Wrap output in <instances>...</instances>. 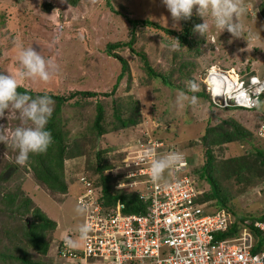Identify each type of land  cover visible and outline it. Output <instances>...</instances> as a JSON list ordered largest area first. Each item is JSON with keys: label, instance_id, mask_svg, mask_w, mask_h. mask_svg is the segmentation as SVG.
I'll return each instance as SVG.
<instances>
[{"label": "rangeland", "instance_id": "rangeland-1", "mask_svg": "<svg viewBox=\"0 0 264 264\" xmlns=\"http://www.w3.org/2000/svg\"><path fill=\"white\" fill-rule=\"evenodd\" d=\"M109 1L82 0L79 5L71 6L65 0H0V71L16 78L18 85L35 91L46 90L65 95L75 90L111 91L121 71V65L117 59L107 54V44L131 39L130 22L113 9L132 18H148L175 30L176 34H168L154 27L139 26L134 51L125 45L113 50L130 62L129 70L116 93L112 96L81 100L80 104H66V126L74 136L85 131V128L94 122L97 115L96 104L99 101L104 105V124L109 132L102 135L98 143L107 150L104 155L113 165V168L106 170L113 173L112 182L115 179L116 182L122 180V176L117 175V172L124 171L131 151L140 145L138 141L149 132L153 139L162 135L171 147L180 152L183 158L188 159L198 188L202 192L206 189L211 191L210 183L198 176L199 169L206 161V145L202 142V136L209 126H217L219 129L224 126L231 128V125L226 123L230 120L242 124L233 115L244 114L245 110L222 109L212 102L210 105L206 76L214 66L217 69L233 67L238 72L252 69L260 75L264 74V17L261 14L264 0H242L247 9V14L241 18L242 23L246 31L252 34L248 43L243 37H231L226 30L220 33L219 29L214 27H210L205 37L194 32L193 26L203 22V18L196 14L195 8L188 19L191 31L187 36L188 42H185L179 37V34L185 36L183 20L179 21V30L173 28L170 13L160 0ZM43 3H50L53 8L45 10L47 8ZM209 23L211 25L210 20ZM173 44L177 45L175 49L171 47ZM19 45H32L35 50L40 51L46 61H53L58 66V71L46 82L31 78L21 79L19 73L22 68L17 59ZM139 53L147 56L156 72L167 75L172 85L165 83L160 77L151 75ZM190 80L198 84V90L194 93L198 97L197 103H177L179 91H187L186 86ZM200 91L205 92L207 96H198ZM261 102L259 111H264V94ZM136 108L142 113V119L136 125L123 127L117 114L121 117H131ZM252 112L248 115L256 117L255 111ZM18 126L27 125L19 112L10 107L0 116V136L6 141L0 142V164L6 161L16 164V150L12 147L11 140ZM254 130L246 139L225 144L227 148L224 153L218 148H215L214 152L218 158V166L225 163L223 159L230 148L231 152H238L242 157H246L250 167H254L252 171L256 178L250 184L242 182L245 183L242 185L243 191L239 189L241 185L236 178L222 176L219 179L222 188L231 195L227 201L228 208L222 210L232 212V222L238 221L239 224H242V221L237 219L240 215L264 214V164L261 165L260 161L252 162V159L256 158L255 147L264 148V143ZM81 136L76 139H81ZM89 158L91 155L86 154L83 160H79L80 164L71 170V178H66L68 191L64 194H54L42 188L27 169V164H17L20 174L14 175L12 182H20L46 214L57 221V227L50 235L47 233V239H64L66 236L77 238L76 229L84 224L86 214H77L75 211L85 185L79 182V179L86 174L80 173L78 179L75 177ZM171 179L172 172L166 171L161 180ZM205 206L211 211L221 210L217 209L214 202ZM33 219L30 213L8 215L1 211L0 250L8 251L4 247L9 244V249L13 248L9 250L11 253L19 252L17 249L22 248L25 243L21 232L24 226L33 223ZM54 245L52 243L53 249ZM82 246L83 241L76 250ZM49 259L44 258L45 262H50ZM59 263L66 264L63 259H60ZM0 264L17 262L0 257Z\"/></svg>", "mask_w": 264, "mask_h": 264}, {"label": "built area", "instance_id": "built-area-1", "mask_svg": "<svg viewBox=\"0 0 264 264\" xmlns=\"http://www.w3.org/2000/svg\"><path fill=\"white\" fill-rule=\"evenodd\" d=\"M237 75L232 77L231 71ZM255 81L264 74L247 70L210 68L207 90L213 105L221 108H254L250 101L261 102L263 93L254 92ZM257 134L264 140V120ZM147 134L138 142L117 172L122 180L115 184V202H101V193L88 176H82L84 189L79 204L87 206L85 221L91 226L81 249L64 247L58 261L66 264H264V220L256 232L244 223L235 225L226 210L211 211L198 201L201 189L185 172V158L172 171V179L153 183L150 162L160 157L164 141ZM153 140H156L153 141ZM171 152V151H170ZM145 153H149L145 156ZM113 175V173H112ZM116 176V173L114 174ZM124 178V179H123ZM264 181V179H263ZM81 184V183H80ZM138 193L146 204L144 212L128 211L122 197Z\"/></svg>", "mask_w": 264, "mask_h": 264}, {"label": "trees", "instance_id": "trees-1", "mask_svg": "<svg viewBox=\"0 0 264 264\" xmlns=\"http://www.w3.org/2000/svg\"><path fill=\"white\" fill-rule=\"evenodd\" d=\"M65 1L71 6H77L82 0ZM108 2L110 1L108 0ZM43 5L47 8L45 10L53 8L50 3H43ZM113 11L124 16L130 22L131 39L129 41L109 42L107 44V54L117 59V62L121 65V71L119 72L111 91L75 90L65 95L63 93L60 94L46 90L35 91L20 85H18L17 88L18 92L27 93L32 97L48 94L52 98V113L46 124V128L51 133L52 141L45 152L30 155L29 161L27 162L29 168L27 169L31 172L33 178L39 182L42 188L44 187V189L54 194L67 193V176H70L71 178V170L80 164V159L83 160L86 154H90L91 158L87 159L89 161L85 162L81 172H79L78 176L76 175L77 177L75 178L78 179L80 173H85L89 179L93 180L95 187H97L102 194L100 197L101 202H115L117 198L123 196L118 193L115 194L116 179L112 182L111 180L114 176L112 173L106 172V170H109L113 165L104 155L107 150H104L98 143L101 136L109 132L104 124V105L97 101V115L94 118L92 125L89 124L85 128L86 130L78 135H82L81 139H76L78 136L72 135L70 129L67 128L66 120L68 118L64 117L66 114V108L64 106L68 103L80 104L81 100L94 99L99 96H112L116 93L121 80L129 70L130 62L122 55L114 53L113 50L125 45L134 51V43L137 37L136 31L139 26L154 27L165 31L168 34L177 33L175 30L164 27L148 18H132L124 14L122 11L114 9ZM261 14L264 17V9L261 10ZM183 24L185 28L183 34H185V36L183 37V35L179 34V37L182 38V40L184 39L185 42H188L187 36L191 31L188 20H183ZM139 55L141 56L144 66L151 75L156 78L160 77L165 83L172 85L167 75L158 73L153 69L145 54L139 53ZM263 94L261 96V101L263 100ZM197 95L207 96V94L202 91L198 92ZM211 102L210 99V105H212ZM234 108L245 110L244 114L234 113L233 115V117L235 116V118L239 119L243 125L235 120H230V122L226 121V123L231 125V128L224 126L223 129H219L217 126H209L202 136V142L206 145L204 150L206 151V161L199 169L198 176L200 178H205L206 181L210 183L211 191L207 189L203 191V193L199 195L198 201L204 205H209L214 202L218 207L217 209H227V201L231 196L228 191L220 185L219 179L222 176L225 178H236V180L240 182L239 184L241 187L239 189L241 191L244 190L242 185L245 184L242 182H249L250 184L254 178H256V175L252 171L254 167H250V162L247 161L246 157H242L238 152H231L230 148L227 150V155L225 154V159H223L225 163L222 164V166L220 164L219 166L217 165L218 158L214 153L216 152L215 148H218L219 151L224 153L227 148L225 144L246 139L248 135L252 134L251 132H253L254 129V132L257 133L259 124L264 120V111H259L256 107ZM116 111H119V106ZM252 111H255L256 117L248 115ZM117 117L123 127H128L136 125L142 119L143 115L139 108H136V112L131 117H121L120 114H117ZM142 138H144V136H142ZM261 141L264 143V140ZM255 149L256 158L252 159V162L257 163L260 161L261 165L264 164V148L255 147ZM0 166V212H5L8 215L30 213L34 218L33 223L24 226V230L21 232L25 239V243L22 245V248L17 249L19 252L15 251L14 253H11L9 250L13 248L9 249L10 247L8 244L4 247L8 251L0 250V257H3L5 260H16L17 264H60L57 255L64 247V239H56L55 237L47 239V233L50 235V232L57 227V221L46 214L40 205L34 201L33 196L24 190V187L20 182H12L14 175L20 174L17 164L6 161L2 162ZM10 172H12V174H10ZM188 174L193 178L194 174L190 168L188 169ZM22 178L24 179V177ZM195 184L198 187L196 181ZM122 198L123 201H127L126 210L135 212L145 211L146 204L142 202L143 200L140 199L138 193H130L125 195V198ZM238 219H240L250 230L256 232L258 237H260V232L257 230V222L264 220V214L257 215L251 213V215L248 214L246 216L240 215L238 216ZM237 223L238 222L236 221L235 225H237ZM52 243L55 244L54 249L52 248ZM10 245L13 246L11 242ZM44 258L49 259L50 262H45Z\"/></svg>", "mask_w": 264, "mask_h": 264}, {"label": "clouds", "instance_id": "clouds-1", "mask_svg": "<svg viewBox=\"0 0 264 264\" xmlns=\"http://www.w3.org/2000/svg\"><path fill=\"white\" fill-rule=\"evenodd\" d=\"M160 3L170 13L173 21L172 27L178 30L179 21L188 20L195 8L196 14L203 18V22L195 24L193 31L201 36L205 37L210 27H214L219 29L220 33L226 30L231 34V37H243L247 43L252 38V34L246 31L242 23L241 18L247 14V9L244 7L242 0H160ZM229 42H231V39ZM18 47L17 59L22 68L19 73L21 79L31 78L46 82L58 71V66L51 60L46 61L40 51L35 50L32 45L27 47L19 45ZM171 47L175 49L177 45L173 44ZM254 83V92L264 93V81H255ZM186 87L187 91H179L176 102L188 101L190 104H196L198 97L194 93L198 90V84L190 80ZM17 88L18 80L16 78L0 72V116H3L5 110L11 107L19 112L20 117L27 125L16 127L11 140L12 147L16 150L15 162L23 166L27 164L31 154L45 152L52 141L51 133L46 128V124L52 113L51 105L53 101L48 94L32 97L27 93L18 92ZM189 93L193 94L189 95ZM250 106L260 109L262 102L257 98L250 101ZM147 134L150 133L147 132ZM147 134L145 133V136ZM157 138L164 141V145L161 147V150H163L161 156L152 158L150 162V180L153 183L163 179L166 171L171 173L183 158L182 154L171 147L162 135ZM0 142L6 143L5 138L0 136ZM168 148L170 149L167 152ZM148 155L149 153H145V156ZM186 160L188 165L185 172L188 174L189 161ZM75 211L77 214H84L87 212V206L82 203L78 204ZM229 213L232 214V212ZM242 224L237 223L240 226ZM90 229L91 226L87 223L79 225L76 229L77 238L74 239L69 236L64 238L65 247L78 249L80 242L88 238Z\"/></svg>", "mask_w": 264, "mask_h": 264}, {"label": "bare ground", "instance_id": "bare-ground-1", "mask_svg": "<svg viewBox=\"0 0 264 264\" xmlns=\"http://www.w3.org/2000/svg\"><path fill=\"white\" fill-rule=\"evenodd\" d=\"M232 77H237V75L234 73V71H231Z\"/></svg>", "mask_w": 264, "mask_h": 264}, {"label": "crops", "instance_id": "crops-1", "mask_svg": "<svg viewBox=\"0 0 264 264\" xmlns=\"http://www.w3.org/2000/svg\"><path fill=\"white\" fill-rule=\"evenodd\" d=\"M254 69V68H253ZM252 70V69H251Z\"/></svg>", "mask_w": 264, "mask_h": 264}]
</instances>
